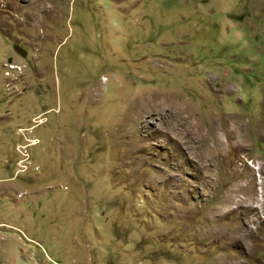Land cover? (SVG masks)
I'll return each instance as SVG.
<instances>
[{
  "label": "rangeland",
  "instance_id": "rangeland-1",
  "mask_svg": "<svg viewBox=\"0 0 264 264\" xmlns=\"http://www.w3.org/2000/svg\"><path fill=\"white\" fill-rule=\"evenodd\" d=\"M0 264H264V0H0Z\"/></svg>",
  "mask_w": 264,
  "mask_h": 264
}]
</instances>
